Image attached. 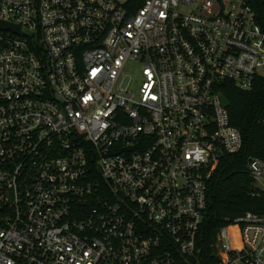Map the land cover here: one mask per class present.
<instances>
[{"label":"built area","instance_id":"2783aa9c","mask_svg":"<svg viewBox=\"0 0 264 264\" xmlns=\"http://www.w3.org/2000/svg\"><path fill=\"white\" fill-rule=\"evenodd\" d=\"M260 2L0 0V264H200L208 181L242 147L221 90L264 75ZM211 247L264 264V214Z\"/></svg>","mask_w":264,"mask_h":264},{"label":"trees","instance_id":"16d2710c","mask_svg":"<svg viewBox=\"0 0 264 264\" xmlns=\"http://www.w3.org/2000/svg\"><path fill=\"white\" fill-rule=\"evenodd\" d=\"M255 9L264 31L263 3ZM221 92L229 101L230 124L240 132L242 147L238 153L221 158L208 181L207 205L198 237L200 253L196 262L200 264L215 263L211 246L222 227L245 213L264 214V196L255 189L245 168L252 157L264 162V75L257 76L248 90L224 83Z\"/></svg>","mask_w":264,"mask_h":264},{"label":"rangeland","instance_id":"374dc122","mask_svg":"<svg viewBox=\"0 0 264 264\" xmlns=\"http://www.w3.org/2000/svg\"><path fill=\"white\" fill-rule=\"evenodd\" d=\"M141 63L139 62H128L124 66L119 82L122 83L124 87L129 85V89L136 91L137 82L140 80ZM263 74V72L261 73Z\"/></svg>","mask_w":264,"mask_h":264},{"label":"water","instance_id":"95a60500","mask_svg":"<svg viewBox=\"0 0 264 264\" xmlns=\"http://www.w3.org/2000/svg\"><path fill=\"white\" fill-rule=\"evenodd\" d=\"M0 29H2V30H16L17 31L19 28L14 29L8 25L0 24ZM220 99H221L222 107L228 108L229 107V101L226 99V97L224 95H220Z\"/></svg>","mask_w":264,"mask_h":264}]
</instances>
